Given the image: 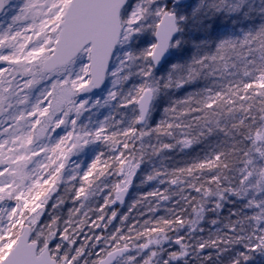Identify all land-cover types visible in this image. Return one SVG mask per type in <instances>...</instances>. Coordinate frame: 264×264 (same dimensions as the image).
Here are the masks:
<instances>
[{"label":"snow or ice","instance_id":"snow-or-ice-1","mask_svg":"<svg viewBox=\"0 0 264 264\" xmlns=\"http://www.w3.org/2000/svg\"><path fill=\"white\" fill-rule=\"evenodd\" d=\"M225 256L264 258V0H0V264Z\"/></svg>","mask_w":264,"mask_h":264},{"label":"trees","instance_id":"trees-1","mask_svg":"<svg viewBox=\"0 0 264 264\" xmlns=\"http://www.w3.org/2000/svg\"><path fill=\"white\" fill-rule=\"evenodd\" d=\"M191 90H192L191 88L186 87L183 90H177L174 93V95L176 97H182L188 91H191ZM161 114L162 113L160 111H157V115H156L157 120L160 119ZM222 138L223 137L221 136L220 139H222ZM215 142H216V138H213L212 140L202 141L201 143L196 144L193 147H191L190 149H186L183 152H181L179 150H172L169 152H165L164 155L167 157H170V159H168L166 161V164L168 165L169 168L183 167V166H185V164L191 163L193 158L202 159L204 157V155L207 153L209 145L212 143H215ZM148 170H150L149 166H142V171H141V173H139V177H141L143 175V172H146ZM137 185H139V183ZM137 185L134 188L133 187L131 188V195L134 194L136 191H138V189H136V188H139V187H137ZM167 186L168 185H166V184L165 185H159L156 181H153V182H150L148 184L141 185L142 188H141L140 193H146V192L151 191L157 187L163 189L164 187H167ZM171 206H172L171 202H162L161 207L159 208V211L154 214L153 218L160 217V216H167L168 213L166 212L165 209L167 207H171ZM138 209H139V211L136 212L138 215L141 211H144V209H141V208H138ZM188 211H190V209ZM208 217H210V215H208ZM142 218H143V220L148 219L149 216L146 215ZM131 222L133 223V221H131Z\"/></svg>","mask_w":264,"mask_h":264},{"label":"rangeland","instance_id":"rangeland-1","mask_svg":"<svg viewBox=\"0 0 264 264\" xmlns=\"http://www.w3.org/2000/svg\"><path fill=\"white\" fill-rule=\"evenodd\" d=\"M16 2L18 3L19 0H16ZM105 94L104 92L100 91V92H97L95 94H93V98H95L96 95H103ZM102 112H104V114H106V110H102ZM157 115V113H156ZM156 118V117H155ZM87 162V161H86ZM140 181V177H139V174H138V177L137 179L134 181V185H133V188L139 183ZM141 185L139 184V188H136L138 189V191H136L134 194H130L129 196V199L128 201L126 202V204L124 205H116V209L118 210L119 214L120 215H123V213L127 212L128 211V205L131 203V201L136 197V195L140 194V191H141ZM73 205L71 204V202H68L65 207L63 209L60 210V214L66 219L67 218V213H68V208L72 207ZM232 208V205L231 204H226L225 205V208L224 210L220 213V217L223 218V217H226L229 213V210ZM141 209H144V208H141ZM139 209H136L134 210L132 213H131V219L128 221V223H132L131 221H133V223L135 222V220L137 218H139V220L142 222L143 221V218L142 217H139V215L136 213L138 212ZM145 211V209H144ZM159 211V210H158ZM157 211V212H158ZM110 214V213H109ZM95 217L93 216V219ZM215 218L214 216L210 215V217L207 216V219L206 221L203 223V227L205 228V232H204V235H208V230L209 229H212L213 226H211L207 221L211 220ZM114 224L116 226H119V220L117 219L116 221H114ZM220 225H217V227H219ZM88 229L86 228L85 229V232H87ZM226 259H228V257L226 256ZM252 264H264V258H261L259 256L256 257V259L253 261Z\"/></svg>","mask_w":264,"mask_h":264},{"label":"flooded vegetation","instance_id":"flooded-vegetation-1","mask_svg":"<svg viewBox=\"0 0 264 264\" xmlns=\"http://www.w3.org/2000/svg\"><path fill=\"white\" fill-rule=\"evenodd\" d=\"M205 237H207V235L205 234L204 235ZM253 263V262H252ZM222 264H227V259H226V256H225V258L223 259V261H222Z\"/></svg>","mask_w":264,"mask_h":264},{"label":"water","instance_id":"water-1","mask_svg":"<svg viewBox=\"0 0 264 264\" xmlns=\"http://www.w3.org/2000/svg\"><path fill=\"white\" fill-rule=\"evenodd\" d=\"M104 87H106V85L105 86H102V88H104ZM99 91H101L100 89H97V90H94V93H97V92H99ZM93 93V94H94ZM130 192V191H129ZM129 195V194H128ZM128 197V196H127ZM127 197H126V199H127ZM126 199H125V202H126Z\"/></svg>","mask_w":264,"mask_h":264}]
</instances>
